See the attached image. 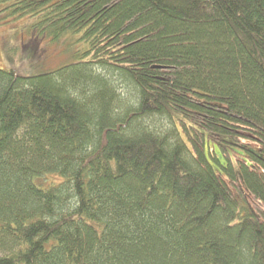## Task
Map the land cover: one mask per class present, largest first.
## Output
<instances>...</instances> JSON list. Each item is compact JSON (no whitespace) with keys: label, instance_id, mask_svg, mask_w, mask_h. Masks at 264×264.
<instances>
[{"label":"trees","instance_id":"trees-1","mask_svg":"<svg viewBox=\"0 0 264 264\" xmlns=\"http://www.w3.org/2000/svg\"><path fill=\"white\" fill-rule=\"evenodd\" d=\"M2 1L0 264H264V0Z\"/></svg>","mask_w":264,"mask_h":264},{"label":"rangeland","instance_id":"rangeland-1","mask_svg":"<svg viewBox=\"0 0 264 264\" xmlns=\"http://www.w3.org/2000/svg\"><path fill=\"white\" fill-rule=\"evenodd\" d=\"M10 4V1L0 0V69H17L30 76L70 61L71 53H65L64 43L50 44L47 39L38 38L32 31V18L12 9L9 12ZM126 95L124 97L130 100L132 96Z\"/></svg>","mask_w":264,"mask_h":264}]
</instances>
